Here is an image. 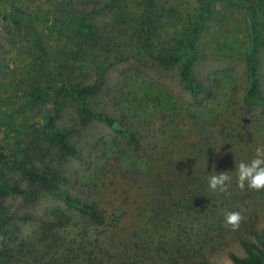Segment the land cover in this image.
Wrapping results in <instances>:
<instances>
[{
  "label": "rangeland",
  "instance_id": "rangeland-1",
  "mask_svg": "<svg viewBox=\"0 0 264 264\" xmlns=\"http://www.w3.org/2000/svg\"><path fill=\"white\" fill-rule=\"evenodd\" d=\"M208 1L190 89L181 47L199 0H0V264H233L242 240L258 244L264 190H241L237 169L264 146V110L245 102L248 54L264 97V4ZM15 8L28 15L18 25L2 19ZM67 84L95 92L81 101ZM30 171L102 221L67 207ZM222 171L227 192L212 191L209 178ZM8 186L23 193L4 194ZM232 211L244 217L235 231L225 226Z\"/></svg>",
  "mask_w": 264,
  "mask_h": 264
},
{
  "label": "trees",
  "instance_id": "trees-1",
  "mask_svg": "<svg viewBox=\"0 0 264 264\" xmlns=\"http://www.w3.org/2000/svg\"><path fill=\"white\" fill-rule=\"evenodd\" d=\"M252 4H264V0H245ZM200 2V14L198 21L196 22L193 30L189 37L185 40L181 47V52H183L186 57L182 61L179 69L180 77L185 83L193 88V76H192V68L195 64V44L197 36L199 35L200 28L202 22L212 14L210 2L208 0H199ZM80 15L81 13L77 12ZM28 15L22 11L20 8H15L11 10L8 14L2 17L3 20H11L15 25L20 24L24 19H27ZM84 20V18L82 19ZM84 29L86 30V24H83ZM35 49L40 57L44 58L48 56V52L46 51L42 39H37L35 41ZM171 63H178L180 60V56L173 55L170 57ZM248 69L250 70V84L245 93V102L249 106H258L260 109L264 110V97L259 91L258 83L255 78L256 74V65L254 62V57L252 54H248L246 58ZM67 88L70 92L76 96L79 100H83L85 97L94 94L95 90L91 86L79 87L77 85L67 84ZM195 90V89H194ZM193 90V91H194ZM197 92V91H195ZM84 113L89 117H95L101 122H103L107 127L112 129L113 131L123 135L130 145H136L137 140L134 134L129 131L127 128H124L121 124H119L115 119L110 117L104 112H95L90 111L86 106H82ZM53 135L56 137L59 148L65 154H68L74 158L78 156L76 149L70 145H68L65 141V135L60 131L53 132ZM0 159L5 160V156L0 154ZM31 176L37 178L41 185L53 192L56 196H58L61 200L65 202L67 207L76 209L80 214L86 216L90 221L94 223H100L102 221V214L99 212L97 208H95L92 204L83 203L79 200L73 198L67 191L58 188L52 181V179L47 174L36 173L33 171L29 172ZM13 193L15 195H20L23 193L21 189L16 186H8L4 190V194ZM2 223H0V227ZM258 244H255L251 240H242L240 245L244 251V256H238L235 253H229L228 258L233 264H264V234L256 237ZM197 264H212L206 256H201Z\"/></svg>",
  "mask_w": 264,
  "mask_h": 264
},
{
  "label": "clouds",
  "instance_id": "clouds-1",
  "mask_svg": "<svg viewBox=\"0 0 264 264\" xmlns=\"http://www.w3.org/2000/svg\"><path fill=\"white\" fill-rule=\"evenodd\" d=\"M237 186L243 190L247 187L260 191L264 190V146H259L255 150V158L250 163L241 162L238 165ZM231 177L225 172H219L217 175H212L209 178V188L212 191L227 192L228 183ZM244 217L240 212H227L225 215V226L235 231L239 229L241 221Z\"/></svg>",
  "mask_w": 264,
  "mask_h": 264
}]
</instances>
